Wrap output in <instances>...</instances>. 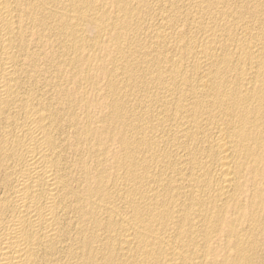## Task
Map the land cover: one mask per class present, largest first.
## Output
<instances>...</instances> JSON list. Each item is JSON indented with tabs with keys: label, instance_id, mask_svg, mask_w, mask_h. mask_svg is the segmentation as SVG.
<instances>
[{
	"label": "bare ground",
	"instance_id": "bare-ground-1",
	"mask_svg": "<svg viewBox=\"0 0 264 264\" xmlns=\"http://www.w3.org/2000/svg\"><path fill=\"white\" fill-rule=\"evenodd\" d=\"M0 264H264V0H0Z\"/></svg>",
	"mask_w": 264,
	"mask_h": 264
}]
</instances>
